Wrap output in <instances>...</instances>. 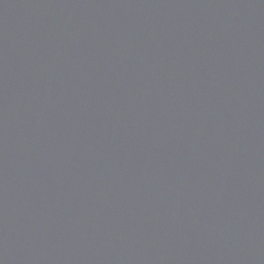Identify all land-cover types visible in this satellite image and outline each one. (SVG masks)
<instances>
[{"label": "water", "instance_id": "1", "mask_svg": "<svg viewBox=\"0 0 264 264\" xmlns=\"http://www.w3.org/2000/svg\"><path fill=\"white\" fill-rule=\"evenodd\" d=\"M0 264H264V0H0Z\"/></svg>", "mask_w": 264, "mask_h": 264}]
</instances>
